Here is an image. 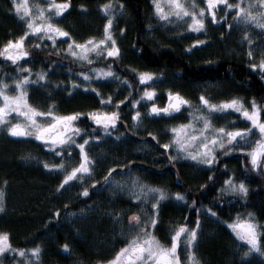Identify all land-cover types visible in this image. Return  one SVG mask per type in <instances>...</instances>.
I'll use <instances>...</instances> for the list:
<instances>
[{"label":"trees","instance_id":"trees-1","mask_svg":"<svg viewBox=\"0 0 264 264\" xmlns=\"http://www.w3.org/2000/svg\"><path fill=\"white\" fill-rule=\"evenodd\" d=\"M67 2L71 7L64 15H67V23L71 22L74 26L75 36L92 37L97 31H101L100 24L93 26L85 21L90 16H86L84 12L90 10L92 6L108 3L109 0ZM111 2L116 6L120 5L125 16L117 25L118 30L124 29L120 34L118 46L121 55L118 60L91 55L89 59L92 60V64H88L87 61L78 64L62 48L49 44L35 48L37 43L34 41L24 45L30 55L22 58L18 65L21 68L27 65L32 69L33 75L30 80H36L35 73L44 70L50 73L46 80L55 81L66 75L65 78L68 76V80L78 79L80 85L81 71L90 72L94 68H107L108 64H112L114 72L120 77V85L101 84L94 87L96 91L86 93L81 92L79 88L70 95L68 94L71 91L68 88L53 90L49 100L59 114L101 109L97 92L104 98L111 95L112 103L103 109L115 110V101L124 99L129 93H131L129 100L141 97L146 86L139 83V72L165 70L173 80L181 83L183 87L181 91L186 95L192 92L191 85L218 83L221 86L219 92L222 90L225 95L239 97L244 101L255 99L257 104L262 106L261 118L264 119V73H256L244 60L229 52L228 47L232 43L228 41L224 30H221L219 35L210 36L212 38L210 46L198 49L189 48L186 41L164 36L149 39L147 37L149 0ZM9 6V0H0V46L20 35L17 20L6 11ZM81 13L84 17H81ZM45 57H50L51 60ZM52 60L57 63L50 69L49 63ZM16 69L17 65L5 57H0V79L4 74L17 77ZM66 69L70 70V73L67 74ZM125 77L128 83H124ZM137 107L138 104L136 110ZM120 111L121 120L118 121L117 135L123 134L121 139L117 141L115 136L95 132V135L101 136V141L92 142L96 145L93 149L100 151L105 158L97 160L93 172L88 177L85 176L87 179L83 182L70 183V187L78 191L75 198L71 194L63 195L66 190L61 189L57 192V186L62 179L57 173L43 167L46 157L44 158L45 151L42 145L30 139L22 140L7 134L0 135V189L3 190L5 197L4 211L0 212V231L9 233L12 246L26 250L39 246L41 253L38 264H102V262L104 264L113 259L124 243L119 238L114 239L115 235L111 230L112 217H108L107 214L100 217V214L94 213L70 225L65 222L70 213L97 200V194L105 183L104 178L109 176V168H113V174L122 169L134 173L144 183L163 189L167 197L175 198L176 192L186 196L183 201L167 199L160 203L156 214L157 224L150 231L161 243L167 244L170 240L169 223L187 224L189 229L196 226L199 218V226L205 228L195 245L196 260L199 264H264V255H260L258 259H243L238 256L237 246L232 241L234 237L228 229L233 219L241 215L248 218V213H252L254 222L261 229L264 248L262 227L264 174H254L243 161L246 175L241 173L238 166L241 157H238L236 152L220 157L211 172L205 170L207 167L195 162L170 161L167 158L171 155L169 149L162 147L168 139L164 122L157 116H149L147 120L137 125L136 121L132 120L133 108L129 101L120 106ZM90 125L91 122H86L80 126L83 128ZM148 133H152L156 139ZM233 168L237 171L234 181L243 180L249 186L244 198L237 195L228 197L220 193L229 169ZM209 176L213 179L210 180ZM93 181L97 182L95 187L92 186ZM83 187L89 188L88 197L80 194ZM193 200L196 201L194 205ZM108 204L114 208V213L121 208H132L135 205L122 199H115ZM208 208L217 215L209 214ZM57 209L60 210L59 216L55 215ZM201 209L209 214L210 220L206 214L201 219L199 216ZM98 236L109 240L110 243L98 244L94 240H97ZM65 243L69 245L66 251L62 247ZM12 256V253L8 256L3 255L1 264L14 262L19 264V259L9 258Z\"/></svg>","mask_w":264,"mask_h":264},{"label":"snow or ice","instance_id":"snow-or-ice-1","mask_svg":"<svg viewBox=\"0 0 264 264\" xmlns=\"http://www.w3.org/2000/svg\"><path fill=\"white\" fill-rule=\"evenodd\" d=\"M155 5V11L159 14L161 19H167L168 17L175 15L176 17L190 16L191 23L187 25L188 29L200 33L205 28V8H199V13L196 11H189V8L181 2V0H167L169 5V11L165 12L164 8L160 4V0H152ZM15 11L21 14L22 19L27 21L26 31L23 32L16 39H9L6 43L0 46V57H5L11 61L12 64L17 65V78L14 79L15 94H9V84L5 83L3 79H0V98L3 102L0 103V125L7 128V132L14 137H33L35 140L40 141L43 147L55 152L57 157L68 156L71 158L74 149H78V162L74 167H71L70 171L65 169V161L61 159L60 163H47L45 162L43 167L50 170H63L66 174L57 186V192H60L70 181L74 179L83 180L85 174H91L95 166V162L92 160L88 151H86V145L90 142H100L101 136L95 135V132H101L109 136H115L119 141L123 134L117 135L118 121L121 120L120 106L125 104V101H129V104L133 108L132 119L136 120L141 117V112L136 110V105L141 100L154 101L157 90L153 87H144L142 96L138 99L129 100V96H125L122 100L115 101V110L107 111L101 109H93L87 112H71L68 114H57L53 107H49L47 111H42L38 107H34L28 102L27 88L30 84H40V81H45L49 72L44 70L37 71L35 76L36 80H30L33 75L32 69L25 65L21 68L18 62L24 57H29L30 52L25 49L24 41L25 37L29 33L38 34L37 38L40 41L35 48H40L45 39L51 41L52 45L57 44L58 37H70V33L53 23L48 16H45L46 10H52L51 15L61 16L65 13L71 5L67 0L63 2H53L47 4V8H42L39 4L35 7L38 9L39 17L42 22H35L36 17L32 15V11L29 8L28 0H12ZM207 5V13L210 16L213 24L218 23L216 8L217 5H223L226 9L235 12L234 20H238L245 24L251 22L255 23L261 29H264V10L253 12L251 9L261 7L264 9V0H257V4L249 3L245 6L241 4H231L228 0H205ZM83 7V5L81 6ZM100 7L108 13L107 22L104 25V35L101 39L90 37L84 42H77L75 39H69L67 47L64 52L70 53L72 57H77L82 61H87L88 64H92V60L89 59V53H94L96 57H102L104 59L113 58L118 60L121 55V50L117 44L116 39L113 37L111 28L113 25L111 9L115 5L109 0L108 3L100 5ZM192 8L196 5L193 3ZM230 13L226 11L225 16ZM31 17V18H29ZM222 16L219 20H224ZM229 28L232 25L228 26ZM121 32L124 29H120ZM246 41L249 45L252 44V40L247 38ZM204 40L196 39L193 41V46L203 45ZM35 48L33 51H35ZM59 51L58 49H54ZM249 57H252L251 50L248 52ZM47 60H51L50 57H45ZM57 61L52 60L49 63V68L53 66ZM251 69L260 70L264 73V59H261L259 63H251ZM94 73L95 78H108L114 76V69L112 64H108L107 68H94L91 70ZM27 73V74H23ZM79 77H83V85L85 90L96 91L92 86L94 77L89 74L88 71H81ZM154 78L159 79L156 73L149 71H141L138 73V79L141 84H146L149 81H153ZM73 87L78 86V79L73 80ZM124 83H128L127 77L124 79ZM43 86V85H40ZM99 104L102 107H108L113 97L108 95L106 98L100 96ZM199 101L204 106L205 111L199 112L198 119L202 122V126L198 129H194L193 120L189 119L187 123H181L178 126H174L170 129L172 134L169 143L162 145L164 149L170 147L176 148L175 155H169L167 158L170 161H177L181 156H186L193 161H196L200 165L208 166L206 171H213L217 162L221 156H226L231 153L233 149L244 153L247 151L248 157L252 168H258L262 162H264V119H261V107L257 104L255 99L251 102V110L245 107L242 100L233 97L231 99L221 100L219 103H213L204 94H201ZM183 106L191 107V102L181 95L179 92L169 90L167 93V102L164 106H159L155 102L150 103L148 110L149 116H171L172 113H180ZM234 110L239 113L243 118L250 122V126L246 128H235L234 130H226L225 127L213 128L212 115L214 113L223 112L226 110ZM15 113L17 117H22L23 120H17V122H11V114ZM39 118V119H38ZM91 122L89 127H81L82 123ZM211 130V135H208V131ZM254 130H258L259 139L256 140L254 147H247L248 138ZM149 136L156 137L152 133H148ZM78 140L80 142H78ZM196 143L198 150L189 151L186 145ZM237 145H240L237 147ZM219 150V151H218ZM131 164V162H129ZM109 176H106L105 183L101 187L107 186L113 181L110 180L111 174L114 169L109 168ZM209 179H213L209 176ZM6 183V182H5ZM96 181H93V187L96 185ZM119 184L120 182H115ZM203 187V186H202ZM224 193H232L238 196H246L248 188L243 180L239 183L235 182L232 176H228L224 180V187L222 188ZM148 193L154 194V202L151 203L152 216L150 218L142 219L141 215L133 213L129 218V227L138 228L140 232L138 236L134 237L125 247L121 248L113 260L108 261L107 264H181V260L178 255V247L180 244V237L185 234V240L188 246H192L197 240V229L199 227V218L196 221V227L188 229L187 224H182L174 234L171 236L170 246H163L161 242L148 231V227H155L157 224L156 214L159 211L160 201L167 197V193L163 189L153 188L145 184H138L136 179L132 180V190L129 192V196L132 201H137L140 204H144L148 199ZM84 197L89 196V188L83 187L80 193ZM174 196L177 200H185L186 196L183 193L176 192ZM4 192L0 189V212L4 211ZM223 202V201H221ZM195 200L192 201L194 205ZM208 213L212 216L217 214L212 211L211 208L207 209ZM56 216L60 215V210L57 209ZM248 219L238 220L229 224L235 235L241 240L246 241L250 245L251 250L261 251L260 248V234L257 231V225L254 223L252 213H248ZM143 225V227H141ZM264 227V226H262ZM63 249L66 251L69 249V245L65 243ZM12 253L13 256L10 259L23 258L19 264H36L39 260L41 248L39 246L32 247L31 249L14 248L10 242V236L7 232H0V255L8 256ZM29 253L31 255H29ZM247 255V253H245ZM195 253L189 255V260L193 261V264H199L194 259ZM103 264V262H102Z\"/></svg>","mask_w":264,"mask_h":264},{"label":"rangeland","instance_id":"rangeland-1","mask_svg":"<svg viewBox=\"0 0 264 264\" xmlns=\"http://www.w3.org/2000/svg\"><path fill=\"white\" fill-rule=\"evenodd\" d=\"M9 2H10V6L6 9V11H9L11 13V15L13 16V19L17 20V23L20 27V35H22L23 32L26 31L27 21L25 19H22L21 14H18L15 11L12 0H9ZM17 2H19V0H17ZM181 2L183 4H185L186 7L189 8V11H196L197 13H199V8H201V7L205 8V10H206L205 11V28L200 33H197V32H194V31L188 29L187 25L189 23H191V17L190 16L176 17L175 15H172V16L168 17L167 19H161L159 14L156 13V11H155V5L153 4L152 0H149L148 24H147L148 30H149V32L147 33V37L149 39H158V38H161L162 36H164L166 38H171V39H175L178 41H182V40L186 41L188 43V45L190 46V47L188 46L189 48H191V49L197 48L198 49L201 47L204 48L205 46L206 47L210 46V44L212 42L211 37L214 36L215 34L219 35L220 31L224 30L225 33L227 34L228 41H230V43H232L231 45H229L230 47H228L229 52L234 54L236 57L244 60L249 67H250L251 63H257L258 64L261 59H264V29H261L255 23L249 22V23L245 24V23L240 22L238 20H234L233 17L235 16V12L232 10L226 9L223 5H217V8L215 10L217 13L218 23L213 24L211 22L210 16L207 13V5L205 3V0H181ZM48 3H51V2H49L48 0H28V5L32 11V15L36 17L35 22H37V23L42 22L40 17H39L38 9L35 6L37 4H39L42 8L46 9ZM193 3L196 5L195 8L191 7V5ZM228 3H231V4L239 3V4H241V6H245L249 3L257 4V0H228ZM160 4L164 8L165 12L170 10L169 5L167 3V0H160ZM100 5H102V4H99L97 6H92L90 8V10L87 9V11L84 12L86 16L87 15L90 16V18L87 17V19L85 20V21H87V23H89L93 26L95 24H100L101 31H97V33L93 34V36H92V37H95L96 39L103 38L104 25L108 19V13H106L100 7ZM251 10L253 12H257V11H262L264 9H262L261 7H259L257 5V7L253 8ZM226 11L230 13L227 16H225ZM51 12H52V10H46L45 16H48L49 19L53 23L57 24L59 27L63 28L65 31H68L70 33V37H58L56 45H52L51 41L45 39V42L43 44H49V45L55 46L57 48H62L64 50L67 47V42L69 39H75L77 42H84L85 40H88L91 37L90 36V37L78 38L77 36H75L73 34V29H74L73 27L74 26L72 25V23L71 22L67 23V21H66L67 15H64L65 13L61 14V16H54V15H51ZM111 12H112V19H113V25H112L111 31H112L113 37L116 39L117 44L119 45L121 31L117 29V25L120 21L125 19L124 11L120 5H117V6L115 5V7L113 9H111ZM222 16H224L225 19L221 21V20H219V18ZM81 17H84L83 13H81ZM29 18H31V17H29ZM229 25H232V27L229 28L228 27ZM245 33H247V38H250L252 40L251 45H249L247 42H245L246 41ZM37 36H38V34L29 33V35L27 37H25L24 45L31 42V41H34L37 44H39L40 41L38 40ZM196 39L204 40L205 43L203 45L193 46V41H195ZM249 50H251L253 53L252 57H249V55H248ZM67 54L70 55V53H67ZM91 55H95V54L89 53V57ZM72 58L75 59L78 64H83L85 62V61L80 60L77 57H72ZM250 69H251V67H250ZM251 70H253V69H251ZM59 71H61V70H59ZM65 71L67 74L70 73V70L66 69ZM65 71H63V72H65ZM253 71H255L258 74L261 73L260 70H253ZM151 72L156 73L157 76L159 77V79L154 78L153 81H149L146 84H142V85H145L146 87L155 88L157 90V95H156L154 101H145V100L140 101V103L138 104L137 110H139L141 112V117L134 120V121H136L137 125H140L143 120H147V118L149 117L148 110H149L151 102H155L161 107L164 106V104L167 101V93L169 90L174 91V92H179L181 95H183L185 98H187L191 102V107L183 106V109L181 110L180 113L171 114V116H165L163 114L161 116H157L158 119H160L164 122V125H165L164 128L166 130V133L168 132V139L166 140L167 143H169L171 140L172 134L170 132V129L174 126H178L181 123H187L189 121V119H192L193 124H194V129L190 130V133H191V131H194V130H196L202 126V122L198 119L199 112L205 111L204 106H202L200 101H199V97L201 94H204L213 103H219L221 100L231 99V98L235 97V96L225 95V93L222 90L219 92V90L221 89V86L218 83L217 84H215V83H200L197 85H191L192 92H190V95H186V93L181 91V89L183 88L181 83L173 80L167 71L160 70V71H151ZM89 74L94 77L91 87H96L98 85L107 84V83H111L113 85H115V84L120 85L121 79L117 75V73H115V72H114L113 77H108V78H103V79L95 78L94 73L92 71H90ZM57 75H60V74H57ZM65 77H66V75H64V78L61 76V77H59L60 79H58V80L56 79L55 81H49V80H45L44 82L40 81L39 85L30 84L29 87L26 89L28 92V102L31 105H33L34 107H38L42 111H47L49 109V107L51 106L54 108L55 112L57 114H59L57 112V109L55 108V106L52 103H50V100H49L52 97L51 92L53 90L68 88L71 91V92H69L68 95H70L73 91L76 92L77 88H79L81 90V92H83V93L92 91L90 89L85 90L84 87L80 86V85H83V83H84L83 77H79L81 79L80 80L81 83L77 87L72 86L71 82L73 81V79L70 78L68 80V76H67V78H65ZM15 78H17V77H12L9 74H4L1 77V79H3L5 83L9 84V90L8 91H9L10 95L15 94V88H14V83H13ZM138 81H139V79H138ZM40 85H43V86H40ZM116 86H115V88H116ZM141 96H142V94H141ZM236 98L242 100L239 97H236ZM45 99H46V101H45ZM43 101H45V102L43 103ZM242 101H243L245 107H248L249 110H251V102L252 101H244V100H242ZM2 102H3V100H2V98H0V103H2ZM101 110H104L103 107L101 108ZM150 117H156V116H150ZM211 119H212L213 128L225 127L226 130H234L235 128H246V127L250 126L249 121H247L239 113H236L234 110H231V109L223 111V112L214 113L212 115ZM17 120L22 121L23 118L17 117V115L15 113H12L11 114V122H13V123L17 122ZM1 134H7L10 137L22 139V140H29L30 139L33 142L39 144L40 146L42 145V143L40 141L35 140L33 137H14V136H11L7 132V128L3 125H0V135ZM208 135H211V130L208 131ZM257 139H259L258 130H254L252 132V134L250 135V137L248 138L247 147H254ZM78 142H80V141L78 140ZM94 146L96 147V145H94L92 142H90L89 145H86V151H88L92 160L96 164L97 160L104 159L105 156H102L100 151L93 149ZM239 146L240 145H237V147H239ZM42 147H43V145H42ZM186 147L189 148V151L198 150V146L196 143L186 145ZM43 150L45 151V153H44V155H45L44 158L46 157L45 162H47V163H60L61 159H63L65 161V169L67 171H70L71 167H74L76 165V163L78 162V151H79L78 149H74L73 154L71 155V158H69L68 156L57 157L55 155V152H53L50 149H47L45 147H43ZM176 151L177 150L174 147L169 148V153L171 155H175ZM232 152L233 153L236 152L237 156L241 157V161H238V166L240 168L241 173L246 175V173H245L246 170H245L244 166L247 164L250 168V171L253 172L254 174H257V175H260L261 173L264 174V162H262L258 168L254 169L251 166L247 151L244 153H241V152L237 151L236 149H233ZM221 157H224V156H221ZM242 161L245 162V165H244V163L242 165ZM177 162H179V163H188V162L197 163L196 161H193L186 156H181L177 160ZM198 165H200V164H198ZM202 166H204V165H202ZM205 167H208V166H205ZM48 170L57 173L61 177V179H63V176L66 174L65 171L60 170V169H57V170L48 169ZM236 172L237 171H235L234 168L229 169L228 176H232V178L234 180ZM87 177L84 176L83 180L74 179L73 181H70L68 183V185H66L62 189V190H66L63 195L70 196V194H71V196L73 198H75V196H77L78 191H76L74 188L70 187V183L77 182V181L83 182L85 179H87ZM227 178H225V179H227ZM133 179H136L138 184H145L147 186L152 187L151 185L146 184L142 180H140L134 173H132L130 171H125L124 169H122L121 171H118V172H116L110 176V180L113 182L109 183L107 186L103 187V189L97 194V196H98L97 200L95 199L88 206H84L81 209H79L78 211L70 213L65 219L66 224L70 225L73 222H75L76 220H81L83 218L89 217V216L93 215L94 213L100 214V217L104 216V214H107L108 217H112L111 230H112V234L115 235L114 239L119 238L121 240V242L124 243L122 248L125 247V245H127L134 237L138 236V234L140 232V229H138V228H130L129 227L128 218L133 213H135L137 215H141L142 219L150 218L153 214L150 205L152 202H154V199H153L154 194L148 193L147 194L148 199L145 201L144 204H140L137 201L131 200V198L129 196V192L132 190V180ZM115 182H120V183L117 184ZM237 183H239V182H237ZM245 185L249 190V186L246 183H245ZM223 187H224V183H223V186L220 188L221 194L227 195L228 197L236 195V194H232V193H224L222 191ZM238 197L244 198V196H238ZM115 199L126 200L127 202L134 203L135 205L132 208L131 207H128L127 209L121 208L116 213H114L113 212L114 208L109 207L108 203L115 200ZM167 199L171 200V201L176 200V198H174V197H166L165 199L161 200L160 203L164 200H167ZM205 214L208 216L207 218H209V220H210L211 217L209 216V214L205 213L203 211V209H201L200 213H199V216L201 217V219H203ZM248 218H245L244 215H241L237 219H233V221L231 223L236 222L238 220H242V219H248ZM254 223L257 225L256 222H254ZM169 224H170V229L169 228L168 229L170 230L169 231L170 240L167 244L161 243L163 246H170L171 236L174 234L175 230H177L179 228V226L182 225L180 223H173V224L169 223ZM141 227H143V225H141ZM152 228L153 227L149 226L147 230L150 231ZM190 229L191 228H189V230ZM228 229L230 230V232L232 233V236L234 237V238H232L233 239L232 241L237 246L236 252H237L238 256H240L243 259H258V258H260V252H258L256 250L249 251L250 245H248L246 241H241L235 235V233L232 231V229L229 226H228ZM258 229H259V227L257 225V230ZM203 230H205L204 226L201 225L198 227V229H197V240L194 242V244L192 246L187 245L186 240H185V234L181 235L180 244H179V247L177 250L179 258L181 260V264H193V261L189 260V258H188L189 255L193 252L195 253L194 259L196 260L197 255H196V251H195V245L200 239L201 232H204ZM94 240L96 242H98V244H102V243L104 244L106 242L110 243L109 240L104 239L101 236H98L97 240L96 239H94ZM245 253H247V255H245ZM29 255H31V254L29 253ZM115 256H114V258H115ZM2 257H3V255H0V264H1V258ZM17 259L22 260L23 258H17ZM113 259H111V260H113ZM111 260H109V261H111ZM107 262H105L104 264H107ZM12 264H16V262H14ZM36 264H38V261L36 262Z\"/></svg>","mask_w":264,"mask_h":264},{"label":"flooded vegetation","instance_id":"flooded-vegetation-1","mask_svg":"<svg viewBox=\"0 0 264 264\" xmlns=\"http://www.w3.org/2000/svg\"><path fill=\"white\" fill-rule=\"evenodd\" d=\"M174 114H177V113H174ZM89 175L90 174H86L84 176H89ZM257 231L260 234V248H261V251H259V252H260V255L263 256L264 255V248H263L262 240H261V229L259 228Z\"/></svg>","mask_w":264,"mask_h":264},{"label":"water","instance_id":"water-1","mask_svg":"<svg viewBox=\"0 0 264 264\" xmlns=\"http://www.w3.org/2000/svg\"><path fill=\"white\" fill-rule=\"evenodd\" d=\"M167 102V101H166ZM182 109H183V107H182ZM172 114H174V113H172Z\"/></svg>","mask_w":264,"mask_h":264}]
</instances>
